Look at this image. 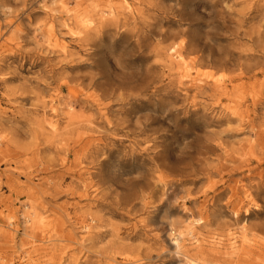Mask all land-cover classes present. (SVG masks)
<instances>
[{
    "label": "rangeland",
    "instance_id": "374dc122",
    "mask_svg": "<svg viewBox=\"0 0 264 264\" xmlns=\"http://www.w3.org/2000/svg\"><path fill=\"white\" fill-rule=\"evenodd\" d=\"M172 221L264 264V0H0V264H173Z\"/></svg>",
    "mask_w": 264,
    "mask_h": 264
},
{
    "label": "bare ground",
    "instance_id": "6f19581e",
    "mask_svg": "<svg viewBox=\"0 0 264 264\" xmlns=\"http://www.w3.org/2000/svg\"><path fill=\"white\" fill-rule=\"evenodd\" d=\"M62 47L63 49H66L67 45L65 43H62ZM177 49H178L177 45H172L171 47L168 48V51L174 54L170 56L171 62L177 67L181 78L193 80L192 60L187 59L183 55V53ZM216 86H219V84H216ZM24 217L27 223L30 222L33 225L36 224L37 219L34 213H30L29 211H26V215ZM172 222L173 224H171L170 232L168 233V236L164 241L165 253H167V255L172 256L175 259L173 264H202L201 259L198 258L197 254L190 255L189 250L186 248L185 245L186 237L189 235H193L194 233L193 227L190 226V224H185L183 227L176 230L173 227L174 221ZM88 228H90V226H88ZM82 241H80L79 243H82ZM89 263L90 260H85L83 264H89ZM127 263L139 264L133 261H127ZM95 264H103V263H101V261L98 260L95 262Z\"/></svg>",
    "mask_w": 264,
    "mask_h": 264
}]
</instances>
